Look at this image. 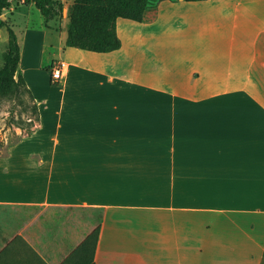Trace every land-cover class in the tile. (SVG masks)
I'll list each match as a JSON object with an SVG mask.
<instances>
[{
	"label": "crops",
	"instance_id": "obj_1",
	"mask_svg": "<svg viewBox=\"0 0 264 264\" xmlns=\"http://www.w3.org/2000/svg\"><path fill=\"white\" fill-rule=\"evenodd\" d=\"M55 20L47 90L11 26L39 116L0 155V264H264V0H161L109 52Z\"/></svg>",
	"mask_w": 264,
	"mask_h": 264
},
{
	"label": "trees",
	"instance_id": "obj_2",
	"mask_svg": "<svg viewBox=\"0 0 264 264\" xmlns=\"http://www.w3.org/2000/svg\"><path fill=\"white\" fill-rule=\"evenodd\" d=\"M160 1L73 0L69 7L65 45L98 52L118 49L122 43L117 33V19L126 17L141 21L145 10L157 6ZM21 2L34 3L45 21L60 17L64 12V3L61 0H0V15L12 4ZM7 31L8 45L4 52V64L0 67V94L17 95L29 88L19 72L21 45L18 36L10 25H7ZM96 241L95 233V244Z\"/></svg>",
	"mask_w": 264,
	"mask_h": 264
},
{
	"label": "rangeland",
	"instance_id": "obj_3",
	"mask_svg": "<svg viewBox=\"0 0 264 264\" xmlns=\"http://www.w3.org/2000/svg\"><path fill=\"white\" fill-rule=\"evenodd\" d=\"M158 1L152 0L156 3ZM72 3L73 0H65L66 17L63 14L56 17L55 23L53 22L56 29L63 30L65 27L68 29L69 7ZM13 5L18 6L19 3ZM6 16V19L0 16V67L4 64V52L8 45L7 25L13 26L21 39L29 29V35L34 36L30 39L33 58L29 64L31 68L29 73L35 78L41 90H47L50 84L56 85L57 83L51 80L50 65L54 60H58L62 52L63 32L48 29L47 22L36 6L33 9L27 5L20 6L13 13H6ZM187 31L170 33L164 42H172L173 38L187 37L189 36ZM57 89L56 87L52 90L58 91ZM29 90L25 88L17 95L0 94V155L5 154L9 145L16 142L23 133L32 130L35 125L39 110Z\"/></svg>",
	"mask_w": 264,
	"mask_h": 264
},
{
	"label": "built area",
	"instance_id": "obj_4",
	"mask_svg": "<svg viewBox=\"0 0 264 264\" xmlns=\"http://www.w3.org/2000/svg\"><path fill=\"white\" fill-rule=\"evenodd\" d=\"M65 74V63L62 60H56L51 64V80L59 83L63 80Z\"/></svg>",
	"mask_w": 264,
	"mask_h": 264
}]
</instances>
